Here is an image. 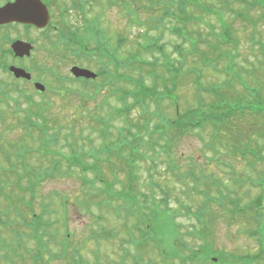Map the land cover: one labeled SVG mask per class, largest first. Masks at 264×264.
<instances>
[{
    "label": "trees",
    "instance_id": "16d2710c",
    "mask_svg": "<svg viewBox=\"0 0 264 264\" xmlns=\"http://www.w3.org/2000/svg\"><path fill=\"white\" fill-rule=\"evenodd\" d=\"M147 1L150 3V8L155 4L163 8L162 16L159 19L163 24L161 27L168 28L175 36L180 37L183 40V45L191 36L194 39L191 41L192 52L199 56L203 66L210 68L215 73H220L226 80L222 83L205 86L202 83V69L198 66H190L185 69L186 59L181 56L182 44L174 46L175 51H178L181 57V61L177 65H174L169 59H165V62L162 63L158 58L142 59L141 51L128 53L122 61L118 58L120 56L118 48L114 50L115 52H109L111 56H115V65L108 53L95 51L90 54L85 59L87 67H90V63L95 64L98 67V79L104 78L100 87H94L95 92L98 93L108 87L110 93L118 95L121 90V82L124 80L127 85V89L121 90L124 93V107L121 110L108 112L107 117L94 118L95 115L90 114L94 119L93 125H91L92 129L101 136L103 142L98 150L99 153L94 147L86 149L84 135L76 136L75 117H71L70 121L63 124L60 130L54 127L40 130L37 123L39 118L32 114L33 107H37L33 100L30 101L28 114L24 117L16 116L18 122L29 129L30 133L26 135V140H23L24 136L18 143L10 141L7 146L0 143V244L4 246L3 244L6 243L4 240L7 239L12 241L15 238L19 242L24 236L36 238L43 236L48 227L43 216H26V211L18 208L26 202L23 193L27 192L32 196L26 205L38 204L35 192L40 180L44 177V180L53 178V173L59 175L64 173L71 177L72 168L77 165L82 171L80 179L84 184L90 185L98 182L104 187L103 190L101 186L98 187L104 194L103 199L105 198L101 203H98L100 209L103 207L110 209L111 213L113 212L119 217L125 216V220L133 217L139 224L141 223L137 226L139 229L143 225L145 232L149 233V238L141 235L142 248L145 245H150L151 241L157 238L158 253H164L163 246L168 243L169 250L172 248L169 251L171 254L177 255L181 253L177 250L184 248L182 251H187L189 255L187 264H213L212 258L218 260L216 264H264V170L262 171L264 155L262 149L254 143L256 139L253 138L254 134L259 135L261 130L255 132L254 127L250 125L254 122L252 121L254 117L260 118V121L264 122V82L261 81L263 77L256 76L255 70L250 73L249 70L238 68V74L235 76L229 73L230 68H219L218 65L221 66L223 58L232 53L230 50H225L229 43L220 36L216 42L206 40L208 48L210 47L209 50L206 52L199 50L198 43L203 42V34L197 32V37L194 38L193 33L186 31L185 27L190 22L201 23L204 15L214 14L212 8L204 6V4H195L194 2H199L198 0ZM241 2L243 1L241 0ZM230 4L229 6H231ZM172 6H176L174 10ZM244 6L245 10L238 11L247 14L252 7L248 4H244ZM258 6L264 11L263 0L256 3L255 8ZM190 8L193 9L194 15L188 13ZM235 11L233 12L235 13ZM128 13L132 15L133 11H128ZM200 13H202L201 16L197 17ZM133 16L130 20H134L137 24V20ZM171 19H174L178 24L173 29L165 25ZM149 28L157 29L155 25H151ZM231 31L232 28L229 25L228 29L223 30V33L226 34V37L231 38ZM211 34L215 35V30ZM119 38L123 40L121 35ZM140 40L142 39L140 38ZM155 43L151 41L148 45L141 46L137 42V45L148 53L158 52L163 55L164 48ZM64 51L67 52L65 47ZM213 54L217 58L214 59L210 56ZM183 55L185 54L183 53ZM215 62L217 65H214ZM122 64L123 66H121ZM123 67L133 71L127 77H123V73L120 71ZM160 67L162 68L161 72H159ZM143 68L148 70L145 75L142 72ZM136 70L138 77L133 75ZM183 71L185 72L183 74L190 77L191 81L193 79L192 83L195 87V99L192 104L186 103L187 108L182 107V98L177 93V80H180L179 76ZM146 75L147 78L144 79ZM55 78L57 77L55 76ZM84 84L86 87L87 82ZM71 88H69L70 91ZM204 94L208 96V101L203 97ZM0 101L2 102L3 99L0 98ZM46 102L48 104L46 107H49V100L44 101V103ZM87 103L88 98H85L82 101L83 110H88ZM101 108L103 109V107ZM181 108L185 110L182 111ZM171 109L174 111L170 114ZM97 110L99 108L95 109V111ZM119 121L122 123L121 127L117 126ZM96 125L99 126L95 130ZM44 127L47 128V126ZM262 128L264 130V126ZM112 129L119 131L116 140H111ZM61 130L66 132L64 149L67 151L70 149L68 154L67 151L51 152L53 147L59 146L57 138ZM39 131H41L40 135L42 134L36 141L39 144V156L44 154L41 157H45V155L49 157L48 154L52 153L53 157L57 154L64 158L62 161L54 160L49 162L48 166L38 165V167L29 164V160L34 157L30 145L34 141L35 134L37 135ZM195 132L196 134L210 133L205 145L206 149L212 152V157L209 159L218 161L217 164L224 167V170L226 169V178H221L214 173H205L206 171L199 166L200 162L194 158L187 160L186 167L181 166V157L177 154L178 142L184 136ZM74 136L77 138L75 149L69 142V139H74ZM109 139L112 144L109 143ZM114 150L119 151L117 158L122 160L121 163L128 172V179L119 192L114 189L105 191L106 187L110 188V183L103 171L104 160ZM205 152L203 146L202 155L204 158L206 157ZM87 157L91 158L92 162L86 161ZM147 158L150 159L152 165L149 175L154 177L153 171L155 168H159L157 175L159 180L169 179L171 180L170 184L174 183L186 189L183 197L190 199L189 204L185 202V199H177L178 209L175 210L171 207L173 187L166 185L163 188L161 183L156 184L152 180H150L152 187L150 197L143 193L141 188L144 184L142 185L140 180L139 162ZM233 158L243 160L247 165L245 171H250L249 174L255 175V178L248 176L249 174L246 177L240 174L232 164ZM111 169L117 171L116 168L112 167ZM88 173L93 174L94 178L89 179ZM157 188L162 194L158 201L155 198ZM243 189L249 196L254 189L258 191V194L244 201ZM19 190L22 192V196H16L13 193V191ZM197 198H200L199 202H197ZM61 199L65 202L64 198ZM115 202L121 204L114 206ZM149 202L152 203L149 204ZM212 206H216L231 225L240 226L242 231H246L249 238L255 239L259 244V251L255 254L244 255H226L224 252L210 251L213 243L208 242L207 238L214 230L210 231L211 233L208 232L212 229L208 213ZM17 214L22 220L18 224L16 216H14ZM183 214L192 221L187 228L178 224V218ZM166 226L170 227L169 239L161 237V231ZM183 228H185L184 231ZM29 230L31 233L25 234V231ZM124 232H128L125 225ZM110 235L112 234L110 233ZM96 237L100 236L96 235ZM192 240L199 243L197 251L194 250L196 243H193ZM190 241L193 243L192 250ZM10 255L11 253L7 256ZM13 255H18L16 246H14ZM161 260L164 262L166 259L161 258ZM167 262L169 263V261Z\"/></svg>",
    "mask_w": 264,
    "mask_h": 264
},
{
    "label": "rangeland",
    "instance_id": "374dc122",
    "mask_svg": "<svg viewBox=\"0 0 264 264\" xmlns=\"http://www.w3.org/2000/svg\"><path fill=\"white\" fill-rule=\"evenodd\" d=\"M90 1L92 2V19L94 21L88 29H85V18L81 15H78V17L75 19H70L69 16H66L65 19L62 20L59 24L60 27L68 30L66 31V33L69 35L68 40H71L73 42L78 41L83 45L87 44L89 49L92 47L95 49L96 44L93 37V33L95 32L99 34L104 42L109 43L111 47H117L115 43H117L119 35H121L125 42L119 50L120 56H118L117 53L115 54L122 61L128 53L136 51H141L142 59L146 60H153L154 58H158L160 60V63H162L163 61L165 62V59H169L170 62L174 63V65H177V63L181 61L180 54L178 51H175L174 46L180 44L183 45V40L170 32L168 28L164 29L163 27H161L163 24L160 23L159 19L162 16L163 8L157 6L156 4L152 5V8H150V3L147 0ZM198 1L199 3H201V5L204 4V6L212 8V10H222V13H224V20H226L232 27L231 39L227 37V39L223 38V40L225 42H228L229 44H232L234 42L237 45L238 49L231 51L233 54L230 53L228 57L223 58V60L221 61V66L218 65L219 68H230L229 73L235 76L238 74V68H243L247 71L249 70L250 73L255 70L256 76L263 77L261 81L264 82V11L258 6L254 10L249 11V14L242 18L240 16L241 13L238 10L243 11L246 7L244 6V3L241 2V0ZM68 2H70V0H61L57 3L51 1L52 5L56 8H58L59 5H65ZM250 2L253 1L251 0ZM229 3H231V6H229ZM124 4L130 5L129 9L130 11H133V18L139 20L140 24H142L143 26L135 24L134 20H130L132 18V15L131 13H128L127 10H124ZM252 5L256 6L255 3H253ZM175 7L172 6V9L174 10ZM234 10H236L235 13L233 12ZM197 12L199 13L200 11ZM188 13L193 15L195 14L193 9L191 8L188 9ZM201 14L202 13H200L197 17H200ZM151 25H155L157 29H150L149 26ZM165 25L173 29L178 24L174 19H171V21L166 22ZM185 28L186 31L193 33L192 36L194 38L197 37V32L203 34V42L201 41V43H198L199 50H203L205 52L209 50L210 47L208 48V43L206 40L213 42L219 40V20L212 14L204 15V19L201 23L190 22ZM212 28L217 29L215 35H210L207 31H211ZM71 32L74 33L75 36H71ZM109 38L112 40V42L109 40ZM140 38L142 40H140ZM31 39L35 42V50L32 57L24 62V65L25 67H29V69L27 67L26 69L31 73V75H33L34 78L39 77L42 70L43 73L40 79L41 81L37 78L35 79L45 85L47 84L51 86L47 90V94L49 95H37L34 88H32L30 84H25V89L20 87L21 85L19 84H13V79L9 77L8 70H0V98H6L8 96H10L11 98H16L17 95L24 96L34 94L35 101H38L35 102L37 107H33L34 111L32 114L40 119H37L40 130L48 129V127H54L55 129L60 130L63 124H66L68 121H70L71 117H75L76 123L74 124L77 126V128L75 129L76 136L84 135L86 141V149L94 147L95 150L99 153L98 150L102 146L103 142L101 136L92 129L91 125H93L94 119L90 114L95 115L94 118H97L98 116L107 117V113L110 112V110L108 107V109L104 107L105 109L103 110L95 111V105L101 104V96L98 97L96 104L95 98H90L87 103L88 110H83V95H76V92H80L82 88L81 86L72 84V82L69 81L70 67L75 64L79 65V62L82 61H80L78 57L73 53V49H68L67 52L52 51V48L49 45H45L47 42V38H41L38 32H31ZM192 40L194 39L189 36V40L186 41V43L183 45V50L181 53V56L186 59L185 69L190 66H198V68L202 69V83L205 86H211L213 84L224 82L226 80L224 76H221L220 73H215L210 68H205L202 62L199 60V56L196 53L192 52ZM151 41L156 42L155 44L164 48L163 55L159 54L158 52L148 53L137 45V42H139L141 46H145L148 45ZM231 49L232 45L225 47V50ZM111 51L115 52L112 49ZM183 53L185 55H183ZM234 54L236 55V58L234 57ZM210 56L214 59L217 58L215 54ZM83 63H85L86 66L88 65L87 62ZM215 64L216 62L214 63V65ZM121 66H123V64ZM87 68L91 69L92 71H96V69H98V67L93 63H90V67ZM161 69L162 68L160 67L159 72H161ZM243 69L241 70L243 71ZM54 71H57V78H55V76L53 75ZM120 71H122L123 77H127V75L133 70H127L123 67L120 69ZM147 71L148 70L146 68H143V75H145ZM183 73L185 72L183 71L182 75L179 76L180 80H177V93L182 98V107L187 108L186 103L192 104L195 99V87L192 83L193 79L191 81L190 77L184 75ZM133 75L135 77H138L137 70L133 72ZM146 78L147 75L144 77V79ZM56 84L58 85L55 86ZM69 85L72 87L71 91L68 88ZM88 87L93 88L95 87V85L94 83H88ZM121 88L127 89L126 83H123L121 85ZM89 92L92 94H97L95 90ZM102 95H104L105 99L107 98V93ZM203 97L206 98L207 101L209 100L206 94H204ZM42 99H48L50 102V106L46 107L48 105L47 102L43 105H40L42 104ZM38 102H40V104H38ZM110 104L112 105V107L121 106V104H119L115 99H111ZM25 106L26 104H24L22 107L24 108ZM10 107L9 109H7L6 106L0 105V111L3 113L1 114V117L3 119L1 120L0 118V143L6 146L10 141L15 143L20 142L22 140L21 138H23L24 136L25 137L23 138V140H26L28 130L24 127V125L18 122L16 116L20 117V115H24L22 114L21 110H14V101L12 100L10 101ZM183 108H181L182 111L185 110ZM173 111L174 110L171 109L170 114ZM252 121L254 122H252L250 125L254 127L255 132H259L261 130V133L259 135L254 134L253 138L256 139L254 143H256V145L262 149L264 155V130L262 128L264 126V122L260 121V118L256 117H254V120ZM70 123L73 124L72 122ZM44 126H47V128ZM98 126L96 125L94 127L95 130ZM117 126L121 127L122 123L119 121ZM40 133L41 131H39L37 135L35 134V138L33 139L34 141L30 145L34 153V157L29 160V164L38 167V165L48 166L49 162L54 160L62 161L64 158L57 156V154L56 156L54 155L52 157V153L53 151H67L66 149H64V144L66 143V140L64 139L66 136V132L61 130L57 138V140H59V146L56 145L52 148V153L48 154L49 157L46 155L45 157H41L44 156V154L39 156V144L36 141L39 140V138L42 136V134L40 135ZM49 133H52V131H49ZM111 133V140H116L119 136V131L117 129H112ZM209 134V132L203 134H196V132L191 133L188 136H184L183 139L178 142L177 154L181 157V166L186 167L188 165L187 160H189L190 158H194L200 162L199 166L206 171L205 173H214L221 178H226V169L224 170V167L219 166V164H217L218 161H211L209 159L210 157H212V152H209V150H207L205 147L208 142ZM76 136H74V139H69V142L74 149L76 148ZM108 141L110 143V139ZM203 146L206 150L205 158L202 155ZM69 152L70 149H68L67 154ZM118 152V150L112 151V154L108 158H106V160H104L105 165L103 171L105 173V177L108 178V181L110 183H108L110 188L105 186V191L114 189V191L119 192L123 184L126 183L128 179V172L126 167L121 163L122 160L117 158ZM85 160L88 162H92V159L89 157H87ZM232 162V164L235 166L234 168H236L240 172V174L245 177L249 174L250 171H245L247 165L243 160L233 158ZM112 167L113 169L116 168L117 171H112ZM139 167L141 184H144L141 190L144 194H148V196L150 197L149 194H151L152 192L150 180H152L153 182L155 181L156 184L161 183L163 188H165L166 185L173 187L174 193L171 199V207L175 210L178 209V204L176 202L177 199H185V202L189 204L188 201L190 199L183 197L184 191H186V189L182 188L180 185H175L174 183L170 184L171 180L169 179H167L166 181L164 179H162V181L159 180V177L157 176L159 173L158 170H160L159 168H155V170L153 171L154 177L149 175L152 167L149 158L144 161H140ZM263 170L264 167L262 168V171ZM258 171H260V169H258ZM52 176L54 177L50 179L47 178L48 180H44L45 177L40 180L35 192V197L36 199H38V204H33L36 205L37 210H40L41 208L43 209L42 206H45L46 210L50 213L49 215L43 217L45 221H59L58 223H55L54 227L50 228V237H45L46 239H43V241H45L44 246L50 249L51 254H59L60 252H63L60 245L58 244H60V242H63L64 239L70 238L72 236V239L69 241V252L74 249V253L77 252L78 254H80L81 262L83 264H97L98 261L99 264H120L121 261L123 263L122 255H124V249L121 251V246L131 252V254L124 261V264H187L189 262L188 252L182 251L184 250V248H182L181 250H177L181 252L177 255L171 254L169 251L172 250V248H170L169 250V243L164 244V253H158L156 250H154L153 248L155 245H145L139 251L133 250L126 241L129 237L124 233V225H127V227L129 228H134L135 222L131 218L125 220V216L123 215L122 217H124V220H122V217L118 216L120 218L119 219L118 217H116L115 213H111L110 209L108 210L104 207L101 209L99 208L98 203H101L105 199H103V192L98 188L101 186L102 190L104 189L101 183L97 182L90 185L84 184L80 179L81 174L78 173L77 170L76 172H74V177H70L67 174L64 175V173L60 175L53 173ZM87 176L89 178L93 177L91 174H87ZM248 176L255 178V175L249 174ZM158 190L159 189L157 188V190L155 191V198L157 201L162 195L159 192L160 190ZM242 191L244 193L242 194L244 197V201H247L250 197H254L256 194H258V191L255 189L250 196L245 194V189H243ZM13 193L16 196H22V192L20 190L17 192L13 191ZM55 193H57L58 196H55ZM23 197L26 202L23 206H18V208H22V210L26 211V216H28L27 209L30 211V207L26 205V203L27 201H30L32 199V196L30 193L24 192ZM61 198H65L67 200L66 204L70 206V212L66 208L61 207L62 203L64 202ZM196 200L197 202H199L200 198H197ZM150 203L152 202H149V204ZM120 204V202L113 203L114 206H118ZM211 208L212 209L209 211L208 215L212 229L208 230V232L213 230L214 232H212L211 235L209 234L207 238L208 242L213 243V245L210 247V251L213 252L214 250L216 251V253L224 252L226 253V255H244L248 253L255 254L259 251V244L255 239L249 238L246 234V231H242L243 229H241L240 226L231 225L227 218L223 217V215L218 211L216 206H212ZM67 215L69 216L67 217ZM14 216H16L17 224L19 221H22L20 220L19 214ZM66 217L68 220L67 227L63 226L62 224V220H65ZM190 223H192V221L189 220L184 214L178 218V224H182L185 228H187ZM65 228H67V232L69 233L66 238L63 237ZM169 228V226L163 228V230L161 231L162 238L169 239V236L171 234ZM185 228H183L182 230L184 231ZM104 232L112 233L113 237L100 240L93 238L96 234H98V236H104ZM30 233L31 230L25 231V234L27 235H29ZM137 238H140L138 234ZM16 241H18V239L15 238L11 241L13 248L14 246H16L17 248L20 247V243ZM20 241L23 245L27 244L30 249L37 246V244L32 241V238L28 236H24V239H21ZM192 241H190L191 250L193 247V243H196V247H194V250L197 251L199 248V243L197 241H193L192 243ZM45 256L46 260H48V255ZM161 258L166 260L163 262ZM24 259L25 260L23 263L20 261L18 263H40L39 260H32L25 255ZM41 259H43V257ZM68 260L69 257L66 259V261L57 259L50 262V264H68ZM72 261L73 260H70L69 263ZM167 261H169V263Z\"/></svg>",
    "mask_w": 264,
    "mask_h": 264
},
{
    "label": "flooded vegetation",
    "instance_id": "af4514ba",
    "mask_svg": "<svg viewBox=\"0 0 264 264\" xmlns=\"http://www.w3.org/2000/svg\"><path fill=\"white\" fill-rule=\"evenodd\" d=\"M26 1H28L30 6L32 0H23V5L20 6L18 9V12L20 14L24 13L26 10ZM38 1L48 8L49 16H50L49 27L46 30L39 32L35 28L31 27L30 24H24L19 21L0 25V70H9V68L12 66L27 70L26 69L27 66L25 67L24 62L27 59L29 60V58L16 57L12 50V45L15 42L33 43L34 40L31 39V32H38L41 38H47L53 34L52 32H56V33L59 32L58 28L60 29L63 28L60 27L59 24L61 23L62 20L65 19L66 16H69L70 19H75L78 17V15H81L82 17L85 18L84 26L87 20L92 19L93 9L91 5L92 2L90 0H70V2L66 3L65 5H59L58 8L53 6L51 1L57 3L60 2L61 0H38ZM18 2L19 0H0V10L3 9L4 7L14 6ZM39 11H43L40 3H39ZM29 12H30V7H29ZM44 13L46 15V10H44ZM60 31L66 33V31L68 30H65V28H63ZM27 68L29 69V67ZM9 77L13 78V84H19L21 85L20 87H22L23 89H25V84H28L25 82H29L32 84L36 82L33 79L32 81H26L24 79L16 80L11 74H9ZM7 243L10 244L9 241H7ZM19 254H18L19 257H17V262L15 263L13 262V258L10 257L12 255L7 256L3 252H0V264H20L18 263L19 261L23 263L24 260L26 259V258L24 259V255L28 256L32 260L35 259L39 260L40 261L39 264H50V262L57 259L66 261L68 257H69V260L67 262L68 264H78V257L76 255L67 254L66 256H61L60 254L54 253L48 255V260H46L45 255L47 254H43V253H38V254L19 253ZM42 257L43 259H41ZM70 260L73 261L69 263ZM34 264L36 263L34 262Z\"/></svg>",
    "mask_w": 264,
    "mask_h": 264
},
{
    "label": "water",
    "instance_id": "95a60500",
    "mask_svg": "<svg viewBox=\"0 0 264 264\" xmlns=\"http://www.w3.org/2000/svg\"><path fill=\"white\" fill-rule=\"evenodd\" d=\"M22 5H23V0H19V2L16 5L6 7L5 9L1 10L0 24L19 21V22L29 23L31 25L40 28H44L48 25L49 17L48 15L45 16L43 6H42L43 11H39V3L37 1L32 0L30 6L28 1H26V10L24 13L20 14L18 12V9ZM29 7H30V12H29ZM13 50L16 56L18 57L30 56L32 46L23 43H16L13 46ZM11 72H13L17 78H25L27 80L31 79V75L27 74L22 69L11 68ZM72 73L77 78H85V79L96 78V75L93 72L79 67H74L72 69ZM35 86L39 91L44 92L45 90L44 86L40 84H36Z\"/></svg>",
    "mask_w": 264,
    "mask_h": 264
}]
</instances>
